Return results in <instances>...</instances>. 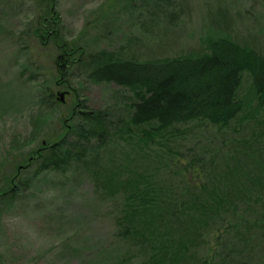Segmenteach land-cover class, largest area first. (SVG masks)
<instances>
[{
	"label": "rangeland",
	"instance_id": "obj_1",
	"mask_svg": "<svg viewBox=\"0 0 264 264\" xmlns=\"http://www.w3.org/2000/svg\"><path fill=\"white\" fill-rule=\"evenodd\" d=\"M225 37L264 55V0H0V195L18 190L0 196V264H230L217 232L197 241L191 220L150 202L226 160L245 183L238 212L255 222L264 109L251 76L238 91L248 105L226 129L194 121L152 139V125L129 123L134 90L90 77L108 60L200 55ZM88 112L105 121L103 140ZM59 142L66 163L32 162Z\"/></svg>",
	"mask_w": 264,
	"mask_h": 264
},
{
	"label": "trees",
	"instance_id": "obj_2",
	"mask_svg": "<svg viewBox=\"0 0 264 264\" xmlns=\"http://www.w3.org/2000/svg\"><path fill=\"white\" fill-rule=\"evenodd\" d=\"M64 53L66 60L68 51ZM245 72L251 76L258 107L264 109V55L255 48L226 37L211 42L210 52L200 55L143 63L108 60L96 64L90 77L97 82H112L133 89L136 99L132 103L129 123L136 127L152 125L149 130H144L146 136L152 139L156 134L178 124L194 121L209 123L220 130L229 127L248 105L238 95ZM83 115L101 121L102 128L97 135L103 140L107 132V129L103 130L106 126L103 125V118L91 112ZM80 130L81 137L88 138L84 128ZM60 144L51 145L48 152L39 153L32 162L38 159L55 166L66 163L64 155L56 151ZM250 150L254 152L255 148ZM214 168L222 170L210 171L214 173L211 178H205L206 181L200 183L194 181L184 184L180 191L174 185H169L167 196L153 200L150 204L164 206V209L159 208V216L169 215L171 221L191 220L190 231L182 228L186 235L190 236L188 231L196 235L197 241L199 237L209 236L211 231L217 232V238L227 248L224 263L226 258L230 264H264V188L257 196V201H262L263 205L259 210H253L257 217L250 224V216L238 212L239 202L243 201L241 198L244 196L240 190L245 188L240 164L231 168L226 160L217 161ZM259 179L257 184L264 186V180L260 179L262 182ZM17 192L14 187L7 188L1 191L0 196L13 197ZM203 226L206 231L201 229ZM129 230L123 227L120 233L125 235ZM253 241L256 242L254 246L249 244ZM185 247L186 244L181 245V251ZM257 254L258 259L255 258ZM204 264L211 263L205 261Z\"/></svg>",
	"mask_w": 264,
	"mask_h": 264
},
{
	"label": "water",
	"instance_id": "obj_3",
	"mask_svg": "<svg viewBox=\"0 0 264 264\" xmlns=\"http://www.w3.org/2000/svg\"><path fill=\"white\" fill-rule=\"evenodd\" d=\"M60 95H61V97H62V99H63V96H64V92H63V93H60Z\"/></svg>",
	"mask_w": 264,
	"mask_h": 264
}]
</instances>
